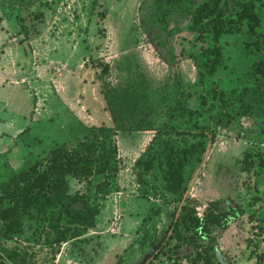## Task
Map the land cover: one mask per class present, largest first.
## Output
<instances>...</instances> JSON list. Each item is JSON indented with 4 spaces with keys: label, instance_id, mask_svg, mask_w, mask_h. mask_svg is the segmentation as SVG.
<instances>
[{
    "label": "trees",
    "instance_id": "obj_1",
    "mask_svg": "<svg viewBox=\"0 0 264 264\" xmlns=\"http://www.w3.org/2000/svg\"><path fill=\"white\" fill-rule=\"evenodd\" d=\"M39 1L0 0V9L27 10ZM151 5L156 45L165 49L170 65L190 59L197 81L185 80L177 69L167 82L155 85L130 55L113 64L95 60L112 124L84 127L75 140L56 145L27 168L0 179V264H38V260L54 264L64 243L86 239L97 225L100 200L109 195L119 173L115 135L129 130L154 131L134 163L140 196L169 194L176 201L170 226L149 255L153 257L149 264H181L183 258L190 264H218L216 231L241 212L237 202L226 208L211 200L200 214L187 196L177 212L208 144L224 131H237L243 117L256 114V100L264 104V0H152ZM20 20L19 34L27 42L30 28ZM239 35L249 39L246 47L252 58L236 82L221 83L217 74L226 66L221 40ZM176 37L183 42L179 51ZM113 69L118 72L116 83L105 80ZM244 170L257 192L255 199L262 200V148L247 149ZM95 175L104 178L92 193L70 192L69 177L90 180ZM249 215L255 234L264 242V209ZM34 220L36 243L13 242L27 223L34 227ZM253 252L254 264H264V246Z\"/></svg>",
    "mask_w": 264,
    "mask_h": 264
},
{
    "label": "rangeland",
    "instance_id": "obj_2",
    "mask_svg": "<svg viewBox=\"0 0 264 264\" xmlns=\"http://www.w3.org/2000/svg\"><path fill=\"white\" fill-rule=\"evenodd\" d=\"M151 3L40 0L27 10L0 9V179L27 168L56 145L75 140L84 127L112 124L95 60L113 64L122 55H130L155 85L167 82L177 69L185 80L197 81L190 59L170 65L165 49L153 40ZM21 17L30 28L27 42L19 34ZM247 40L242 35L221 40L226 57V66L217 74L221 83L236 82L243 74L253 55ZM173 41L179 51L182 38ZM122 77L127 81L125 73ZM118 79L114 69L105 77L114 83ZM255 104L256 114L243 117L237 131H224L211 143L189 183L188 196L200 214L211 200L226 208L231 202L240 207L241 212L230 216L227 227L216 231L218 264H254L253 250L264 246L249 217L264 209V197L255 199L257 192L244 170L247 149L264 150V104L258 100ZM153 134V130L116 133L119 173L109 195L100 200L97 225L86 239L64 243L54 264H149L153 259L149 255L164 239L176 206L169 194L140 196L134 163ZM103 178L69 177L70 192L92 193ZM32 224L30 228L27 223L24 233L12 241L36 243L34 228L38 224L35 220ZM38 264L44 263L38 260ZM181 264L190 262L183 258Z\"/></svg>",
    "mask_w": 264,
    "mask_h": 264
},
{
    "label": "water",
    "instance_id": "obj_3",
    "mask_svg": "<svg viewBox=\"0 0 264 264\" xmlns=\"http://www.w3.org/2000/svg\"><path fill=\"white\" fill-rule=\"evenodd\" d=\"M210 146H211V143L208 144V147H207V150H206V152H205V155L208 153ZM204 160H205V156H204ZM203 162H204V161H203ZM203 162H202V164H203ZM202 164H201V165H202ZM200 167H201V166H200ZM200 167H199V168H200ZM199 168H198V170H199ZM198 170H197V171H198ZM192 179H193V178H192ZM190 187H191V184L189 185L188 189L186 190V192H185V194H184V197H183V200H182V202H181V204H180V206H179V209H178L177 215H178V213L180 212V210H181V208H182V205L184 204V202H185L187 196L189 195Z\"/></svg>",
    "mask_w": 264,
    "mask_h": 264
},
{
    "label": "built area",
    "instance_id": "obj_4",
    "mask_svg": "<svg viewBox=\"0 0 264 264\" xmlns=\"http://www.w3.org/2000/svg\"><path fill=\"white\" fill-rule=\"evenodd\" d=\"M119 217H117V219H118Z\"/></svg>",
    "mask_w": 264,
    "mask_h": 264
}]
</instances>
